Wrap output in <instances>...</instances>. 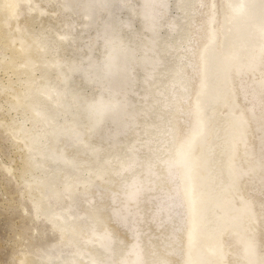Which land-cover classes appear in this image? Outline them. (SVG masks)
Here are the masks:
<instances>
[{
    "label": "bare ground",
    "instance_id": "bare-ground-1",
    "mask_svg": "<svg viewBox=\"0 0 264 264\" xmlns=\"http://www.w3.org/2000/svg\"><path fill=\"white\" fill-rule=\"evenodd\" d=\"M44 1L63 30L10 104L57 238L19 264H264V0ZM31 3L0 0V40Z\"/></svg>",
    "mask_w": 264,
    "mask_h": 264
},
{
    "label": "rangeland",
    "instance_id": "rangeland-1",
    "mask_svg": "<svg viewBox=\"0 0 264 264\" xmlns=\"http://www.w3.org/2000/svg\"><path fill=\"white\" fill-rule=\"evenodd\" d=\"M31 4L33 9L10 21L8 27H14L10 39L7 42L4 38L0 40V264H19L18 259L25 255L28 248L37 245L32 242L31 247L29 239L38 227L45 230V242L57 238L49 222L32 218L31 202L23 192V179L19 176L27 167L24 140L14 137V126L23 124L19 118L28 116L29 112L20 107L13 108L10 103L14 93L21 92V82L27 76L22 63L35 54L34 51L21 52L22 46L32 43V35L49 38L52 33L61 32L65 19L54 3L32 0ZM74 47H64L60 56H71ZM55 74L54 71L49 73L51 78ZM32 77H39L38 70L33 72ZM80 188L83 186L78 185L77 189ZM262 200L264 202V196Z\"/></svg>",
    "mask_w": 264,
    "mask_h": 264
},
{
    "label": "water",
    "instance_id": "water-1",
    "mask_svg": "<svg viewBox=\"0 0 264 264\" xmlns=\"http://www.w3.org/2000/svg\"><path fill=\"white\" fill-rule=\"evenodd\" d=\"M202 135V134H201ZM196 139H197V137H196Z\"/></svg>",
    "mask_w": 264,
    "mask_h": 264
}]
</instances>
